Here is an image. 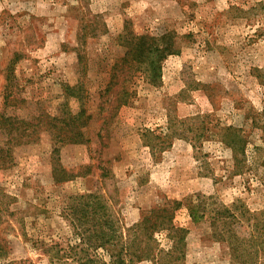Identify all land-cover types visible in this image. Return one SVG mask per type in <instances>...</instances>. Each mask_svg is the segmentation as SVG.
I'll return each mask as SVG.
<instances>
[{"label":"rangeland","instance_id":"1","mask_svg":"<svg viewBox=\"0 0 264 264\" xmlns=\"http://www.w3.org/2000/svg\"><path fill=\"white\" fill-rule=\"evenodd\" d=\"M164 33L177 52L152 85L122 36ZM78 111L88 141L69 144ZM163 207L183 256L161 231V257L135 264H264V0H0V264L55 245L113 264L100 233Z\"/></svg>","mask_w":264,"mask_h":264},{"label":"trees","instance_id":"2","mask_svg":"<svg viewBox=\"0 0 264 264\" xmlns=\"http://www.w3.org/2000/svg\"><path fill=\"white\" fill-rule=\"evenodd\" d=\"M122 38L125 41H129V54H134L136 64L139 65V67L135 69L134 73L139 72L141 75L146 76L148 82H151L152 85L159 82L161 74V61H163L167 56L177 52L174 43V34L164 33L158 36H138L128 34L126 36H122ZM114 76L115 75L113 74L111 81L109 82L110 88L118 84V81L116 84L117 77L114 78ZM64 88L67 96L74 98L76 101L81 99L83 91L81 90L80 82L74 86H65ZM127 94L128 92L125 90L123 92V96ZM125 104L126 101H123L122 105ZM81 115L82 111L67 113L66 123L63 125L64 129L67 130V132L63 134L65 142L69 144H82L88 141V139L84 138V133L80 128L82 126L78 123L82 118ZM64 129L61 127L60 131ZM147 134L148 133L142 134V138L148 137ZM154 138L156 139L160 137L154 136ZM146 146L152 148L150 142L147 143ZM53 152H56L55 149ZM52 178L54 182L61 183L63 181L71 180L73 175L64 171L62 166L57 164L52 168ZM93 210L97 211V209ZM81 213L85 214L86 212L84 209H81ZM148 213L149 214L147 216H144L131 228L127 229V235L124 238H121V236H111V238H107V240H105V234L100 233L99 237L96 239V247L105 248L107 242H114V244L109 243L113 246L111 253L114 252L116 254V259L113 264H125L123 259H126L127 257L128 264H135L142 261H153L156 257H161V251L157 248L156 241L153 237L154 233L165 231L171 242V249L166 252L164 256L169 259L167 260L168 262L177 261L183 256L179 249L182 248L187 230L174 227L172 224L173 213L171 209L163 207L162 209H152ZM196 214L197 212L194 208L189 209V217L193 223L197 222L200 218L197 217ZM78 246L79 245H69L65 249H59L57 248V245L52 246L48 256L49 264H59L61 262L65 264H104L100 263L96 259L90 258L88 252L82 251V249L77 251L76 248H79ZM114 247L118 248V252H116ZM175 251L176 253H174ZM82 253L85 254L80 255ZM234 263H236V261L234 260V257L231 256V264ZM8 264L13 263L10 262Z\"/></svg>","mask_w":264,"mask_h":264}]
</instances>
